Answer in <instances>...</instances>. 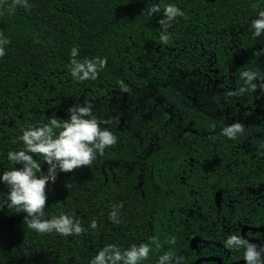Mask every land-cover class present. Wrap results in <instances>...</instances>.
<instances>
[{
  "label": "trees",
  "instance_id": "trees-1",
  "mask_svg": "<svg viewBox=\"0 0 264 264\" xmlns=\"http://www.w3.org/2000/svg\"><path fill=\"white\" fill-rule=\"evenodd\" d=\"M11 2L0 0V33L9 40L0 57V171L14 166L6 153L23 147L24 127L66 118L74 104L89 105L116 143L45 186L42 218L72 215L81 234L38 233L24 213L0 208V264H89L107 244L141 242L151 249L143 264L168 248L187 264L189 237L206 233L223 245L238 234L237 222L264 225L262 200L251 201L245 189L264 183V32L254 37L249 29L264 0H28L27 10L9 11ZM168 3L183 15L164 29L162 43L157 21ZM154 4L160 11L149 14ZM72 47L78 59L105 60L95 80H73ZM244 70L258 79L241 93ZM234 122L243 130L229 139L221 129ZM6 191L0 184V200ZM117 205L113 223L108 214ZM216 216L224 221L212 227ZM199 251L218 255L213 246Z\"/></svg>",
  "mask_w": 264,
  "mask_h": 264
},
{
  "label": "clouds",
  "instance_id": "clouds-1",
  "mask_svg": "<svg viewBox=\"0 0 264 264\" xmlns=\"http://www.w3.org/2000/svg\"><path fill=\"white\" fill-rule=\"evenodd\" d=\"M17 4L25 10L30 7L28 0H12L8 10L14 11ZM157 11H160V5L154 4L149 9V14ZM181 15L183 12L174 4H164L162 17L157 21L162 26L159 35L162 43H167L169 39L164 29L175 17ZM249 29L254 37L264 32V10L257 11L256 17L250 21ZM8 43V38L0 33V57L5 54V46ZM77 52L76 47L69 50V74L75 81L95 80L98 71L104 67L105 60L101 57L78 59ZM240 78L242 86L239 91L243 93L255 87L252 82L258 79V76L254 71L244 70L240 72ZM118 83L122 91L128 90L123 82ZM260 87L264 89V83ZM65 114L66 118L61 119L53 115L46 123L38 126L29 124L21 130L18 139L23 147L6 153V159L14 166L0 171V184L7 189L4 193L5 199L0 200V208H12L15 213H24L23 220L27 221V227L38 233L55 232L67 237L79 235L85 229L78 218L65 213L48 219L42 218L46 201L45 186L54 183L58 173H70L73 169L90 165L97 155L103 154L106 147L116 143V137L107 128L99 127L98 120L91 115V107L87 104L70 105L65 109ZM242 130L243 126L234 122L222 127L221 133L232 139ZM32 154H39L46 165L43 171ZM67 187L65 185V188ZM119 207L114 206L108 214L113 223H119ZM96 226L95 219L88 224L91 229ZM151 244L155 249H161L156 237L151 238ZM167 244L174 245L175 237L169 238ZM223 246L225 249L240 252L244 264H264V247H258L246 237L229 234L223 240ZM150 250L149 244L143 242L124 249L107 244L95 252L89 264H143ZM180 261L181 258L168 248L160 252L155 264H180Z\"/></svg>",
  "mask_w": 264,
  "mask_h": 264
},
{
  "label": "flooded vegetation",
  "instance_id": "flooded-vegetation-1",
  "mask_svg": "<svg viewBox=\"0 0 264 264\" xmlns=\"http://www.w3.org/2000/svg\"><path fill=\"white\" fill-rule=\"evenodd\" d=\"M262 120L264 121V119ZM245 189L246 191L249 192V194H251V197H250L251 201L255 200L256 198L260 201L262 200L263 205H264V183L258 185L257 187L255 186L254 183H252L251 186L248 185ZM255 193H257L256 197H254ZM220 207H221V203H220ZM220 207L219 208L216 207V208L220 209ZM199 220L205 221L206 218L199 217ZM214 220H215V223L212 224V227H214L217 224L219 225V223L224 221V218H220L219 216H216L214 217ZM258 227H261V226H250V225H245V224L241 225L240 222H237L235 225V230H238V235H241L242 237H246L248 240H250V242L257 244L258 247H264V231L254 232V231L249 230V228H258ZM242 229H244L243 232H242ZM205 234L206 233H202L200 235H193L189 237L188 239L189 249L194 252V258L190 259V261H188L187 264H194L197 260L202 259V258H216L220 260V263L215 262V261H200L197 264H238L241 260H243L240 252L238 251L233 252V253L230 252L229 249H225L221 243L216 242L213 239H210L209 236L204 238ZM192 238L198 239V241L196 242V248L193 250L190 248V240ZM209 246L210 247L213 246L215 249H217L218 255L214 253H212L211 255H204L199 251L200 249H203V248L205 249L206 247L210 248Z\"/></svg>",
  "mask_w": 264,
  "mask_h": 264
},
{
  "label": "water",
  "instance_id": "water-1",
  "mask_svg": "<svg viewBox=\"0 0 264 264\" xmlns=\"http://www.w3.org/2000/svg\"><path fill=\"white\" fill-rule=\"evenodd\" d=\"M221 192L220 191H217L215 194H214V198H213V201H214V204L217 208L220 207V203H221ZM249 230L251 231H254V232H262L264 231V226H261V227H258V228H249ZM244 231V229H242V232ZM198 241L197 238H192L190 240V248L193 250L196 248V242ZM200 261H215V262H218L220 263V260L219 259H216V258H202V259H199L197 260L194 264H197L198 262ZM244 261L241 260L238 264H243Z\"/></svg>",
  "mask_w": 264,
  "mask_h": 264
},
{
  "label": "rangeland",
  "instance_id": "rangeland-1",
  "mask_svg": "<svg viewBox=\"0 0 264 264\" xmlns=\"http://www.w3.org/2000/svg\"><path fill=\"white\" fill-rule=\"evenodd\" d=\"M121 119V118H120ZM123 121V120H122ZM120 122V124H119V126L121 127V125L123 124V122ZM126 126H124V128H125ZM14 221V219L12 218V217H9V218H6V219H4V224L5 225H11L12 224V222Z\"/></svg>",
  "mask_w": 264,
  "mask_h": 264
}]
</instances>
